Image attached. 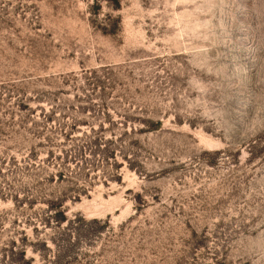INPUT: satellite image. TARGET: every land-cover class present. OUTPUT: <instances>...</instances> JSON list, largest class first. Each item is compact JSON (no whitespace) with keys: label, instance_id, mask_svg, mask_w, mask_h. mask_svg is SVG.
<instances>
[{"label":"rangeland","instance_id":"374dc122","mask_svg":"<svg viewBox=\"0 0 264 264\" xmlns=\"http://www.w3.org/2000/svg\"><path fill=\"white\" fill-rule=\"evenodd\" d=\"M0 264H264V0H0Z\"/></svg>","mask_w":264,"mask_h":264}]
</instances>
